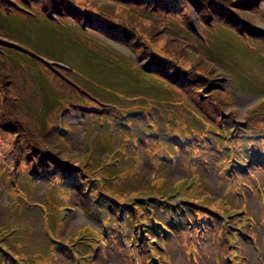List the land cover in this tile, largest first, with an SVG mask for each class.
Returning <instances> with one entry per match:
<instances>
[{"label":"rangeland","instance_id":"rangeland-1","mask_svg":"<svg viewBox=\"0 0 264 264\" xmlns=\"http://www.w3.org/2000/svg\"><path fill=\"white\" fill-rule=\"evenodd\" d=\"M200 2L207 3V16L199 12ZM55 3H59L56 7L60 15L56 19L59 26L73 24L100 42L101 50L109 52L107 55L82 46H67L71 50L69 53H57L67 63L65 67L71 66L82 74V79L73 74L64 77L42 64L46 73L59 78L55 82L58 88H67L69 79L79 81L92 94L116 103L114 92L126 96L142 93L155 107L161 101L165 105L163 111H172L175 121L164 127V120L156 116L154 107H150V112L156 114L154 120L159 128L147 125L143 134L138 132L135 136L124 137V142L129 145L125 151L128 155L122 158L123 161L121 159L122 163L120 161L124 173L121 172L117 184H122L123 192L128 187L138 191L124 197L123 192L119 195V190L115 189L113 193H117L118 202L114 204L98 195L101 190L93 183L98 174L79 169L84 155L86 159L92 156V166H97L109 147L104 133L113 131V127L100 129L92 122L75 118L66 133L51 129L41 134L45 139L61 135L57 140L63 142V149L55 142L39 141L28 152L27 148L21 150L20 163L1 151L0 172L10 174V165L15 161L17 171L26 180L21 188L19 179L11 183L10 196L15 198L24 194L29 198V205H37L36 210L24 208L26 212L3 211L2 205H10L12 199L6 197L4 182L0 181L2 234L7 229L4 225L12 223L19 236L16 247L9 243L12 236L2 239L6 245L3 251L0 250V257L6 260L2 262L17 264L8 262V256L17 253L28 257L23 258L22 264H162L161 258L166 264H264V23L261 19L264 0H0V7L8 13H19L23 9L27 16H49V8ZM64 13L70 22L62 18ZM88 17L99 22L108 35H114L113 39L86 28ZM5 21H1L0 26ZM217 27L222 33L233 32L236 38L227 35L229 33L224 34L223 39L219 38L222 44L216 56L210 55L207 47ZM50 32L40 23H31L23 31L22 39L29 47L35 46L39 53L45 52L42 42L48 37L51 39ZM117 36L127 43H121ZM118 56L131 62L130 70ZM146 63V72L155 76L143 80L132 74L133 67L142 70ZM58 68L64 73L67 71L62 66ZM118 74L121 78L114 77ZM244 77L254 80L250 88H245L247 82L241 80ZM134 78L138 84L135 87ZM115 83L123 84L117 89ZM2 94L0 91V117L5 115L8 119L13 116L10 112L16 110L15 106L5 110ZM223 96L227 97L226 102ZM166 97L169 100H165ZM92 104L89 99V105L93 107ZM171 106L175 109L169 110ZM228 107H233L230 117L225 114ZM33 120L37 125L41 120L45 122L47 117L45 119L39 111ZM235 125L246 128L245 133L234 137ZM216 127H223L225 132L232 129L229 132L232 147L228 150L225 148L229 137L214 136L222 142L220 145L211 144L204 138ZM162 129L175 134L176 140H168ZM0 131H5L7 136L3 140L0 138V145L6 141L8 145L22 147L23 143L24 146V139L21 143L17 126L11 121L6 123L0 119ZM156 132L160 134L158 140L154 136ZM188 137L196 139L190 148L180 146L182 142L178 144ZM216 148H223L222 154L215 152ZM166 152L172 153L173 159L167 161ZM209 153L213 155L207 156ZM230 154L238 160L250 156L245 163L241 161L234 169L228 167L226 170L228 174L234 170L240 183L218 176L220 166L217 164L227 161ZM56 156L63 162L55 161ZM8 163L9 170H6ZM105 165L108 167L107 163ZM225 166L224 163L222 168ZM70 167L75 171V174L72 172L75 181L71 180L70 190H60L59 184L68 185L65 174ZM127 176L131 177L128 179ZM163 182L161 189L151 190ZM178 184L180 188L175 190ZM245 185H249V189ZM148 194L152 201H134L132 197L143 199ZM91 196L99 200L100 205ZM60 197L62 202L58 201ZM186 199L198 201L204 210L193 208L199 211L195 215L187 209V218H180L177 230L166 240L163 241L161 232L153 235L147 232L154 221L166 222L167 212L158 216L155 214L158 209L155 212L150 209L148 216L142 219L148 223L147 227L140 226L139 229L128 214L124 215L123 231L118 230L122 235L116 236V243L121 247L117 249L114 238L108 244L102 243L103 247L96 253L99 227L103 223L115 225L109 214L110 207L113 215L116 210L125 209L124 206L134 209V205L144 211L157 205L185 209L182 201ZM62 205L67 207L61 211ZM54 213L56 215L51 218ZM60 214L61 220L56 226L54 221ZM118 231H113L114 235H119ZM52 237L55 243H48ZM128 250L132 258L126 254ZM256 253L257 260L254 258Z\"/></svg>","mask_w":264,"mask_h":264},{"label":"trees","instance_id":"trees-1","mask_svg":"<svg viewBox=\"0 0 264 264\" xmlns=\"http://www.w3.org/2000/svg\"><path fill=\"white\" fill-rule=\"evenodd\" d=\"M202 4L201 9H199V12H202L204 15H208L209 9L207 7V3L200 2ZM57 4L55 3L53 8H49L50 15L49 16H43L42 14H29L31 16H27L24 13V10L22 9L19 13H8L6 11H3L0 7V22L5 21V23L0 26V91L2 94V101L4 102V108L6 111H8L9 106L12 110L13 106H15V110H12L10 114H12V117H7L5 115H1L0 119L6 120V123L8 121H11L15 126H17V135L20 136V141L22 143V140L24 139V146L22 143V147L16 146L14 144L8 145L6 144V141H3L4 143L0 145V152L4 151L10 158L14 157L16 160H18V163L21 162V159L18 158L21 154V150H24L27 148V152L31 150L32 145H38L39 141H42V143H52L55 142L58 148L63 149L64 144L62 141H58L57 139L61 135H56L54 138L45 139L41 137V134H45L48 130L51 129H57L60 132L66 133L67 129L70 128L69 124L75 118H81L83 121L92 122L96 125V127L103 129L108 127H113V131L104 133V136L107 138L106 141L109 143V149L103 153V156L101 160L98 161L97 166H92V156H89L86 159V156L82 158V164L79 169L81 171H85L88 174H98L96 177L94 176V184L96 185V188L101 190V193H98V195H101L102 197L110 200L111 202H118L117 193H113L115 189L119 190V195L123 188L122 184H117L119 177L121 175V166L124 157H127L125 154V151L127 150V146L123 143L124 137H127L129 135L135 136L136 133H144L145 128L147 125L149 126V121L152 117V113L150 112V107H154L157 112V116H161V114L164 112L165 105L159 101L157 102L158 106L155 107L153 102L150 99H147L146 96H144L142 93H137L135 95L126 96L121 95L116 92H114V95L116 96V102L106 101L102 99L101 97L92 94L86 87H84L80 82H76L75 80H68L67 88L60 89L55 84L56 81L59 80L58 77L52 74H48L44 71L42 64L48 65L49 69L52 71L54 69L55 74L62 75V76H71L73 75H79L82 79V74L78 72L77 69L66 66V72L60 68L59 66H63L64 64H67L63 61L60 55H56L57 53H69L71 50L67 48V46H82L87 49H91V51H100L101 53L105 52L107 55H109L108 50H101L100 42L96 41L91 36H87L82 30L74 26L73 24H67L59 26V23L56 21L57 17H60L58 14L56 7ZM67 7V6H65ZM179 7V6H175ZM177 11H180V8H176ZM263 15L261 19L264 23V10L262 11ZM70 16L73 18L72 11L70 12ZM63 19L70 22V19L66 16V13L62 16ZM71 18V19H72ZM31 23H40L47 28L51 30L49 33L50 38L46 39L42 42V46H45V52H38L36 47H29L24 40L22 39V33L27 28V26ZM264 26V24H263ZM86 28L92 29L93 31L103 35L104 37H107V39H113L112 36L114 35H108L104 29L102 28V25L99 22L93 21L92 18H86ZM16 29V30H13ZM217 31L212 34L213 40L212 42H209V46L207 47L208 53L210 55H219L221 44L219 42V38L223 39V35L227 34L230 36H233L236 38L233 32L226 31L225 33H222V30L219 29V27L216 28ZM117 39L122 40L117 36ZM124 41V40H122ZM126 42V41H125ZM103 49V47H102ZM103 51V52H102ZM65 54V53H64ZM104 54V53H103ZM116 57V56H115ZM117 58L123 60L126 62V68L128 70L130 66V61L124 59L121 56H118ZM45 59V60H44ZM226 62L224 63L226 65ZM124 65V63H121ZM65 66V65H64ZM159 67V66H157ZM156 70V69H155ZM147 63L144 65L142 71L138 67H133L132 74L136 76L137 78L147 80V77H153L155 75H152L153 73H147ZM149 75V76H147ZM130 76H132L130 74ZM167 76V75H165ZM116 78H121V75L114 76ZM168 77V76H167ZM123 79V77H122ZM122 79H118V81H122ZM134 80L133 87L137 86L138 84ZM243 83L247 82V85L245 88H250L254 81L250 77H244L241 79ZM240 81V80H239ZM241 81V82H242ZM128 83H131L130 81H126ZM125 83V82H123ZM123 83H115L116 88H121V84ZM165 83V82H164ZM70 84L75 85L77 88L74 89ZM114 84V83H113ZM166 84V83H165ZM168 85V84H166ZM170 86V85H169ZM256 86V84H255ZM143 89H146V86L143 87ZM209 89V88H208ZM84 98L83 100L80 99V97ZM70 94H73L74 97H72ZM224 97V102H226V96ZM89 99L93 101L94 104L93 108L89 105ZM165 100H169V98L166 97ZM98 103V104H97ZM179 104V103H178ZM175 107L171 106L169 110H174ZM41 111L45 119L47 117V120L39 121V123L36 125L34 124L33 117ZM225 114L230 117L233 111V107H228L227 110H225ZM166 113H171L169 116L174 114L172 111H166L164 112V125L166 118ZM159 114V115H158ZM238 117V113H236V118ZM169 122L171 124L175 121V114L168 118ZM193 128L194 126L188 122ZM150 127H155L153 124H150ZM157 128V125H156ZM158 129V128H157ZM234 130L237 132H243L244 128L239 127L237 128L236 125L234 126ZM5 131H0V138L1 140L5 139L7 136L3 133ZM164 133V132H163ZM7 134V133H6ZM173 136H176L174 134L169 135L168 137L174 140L175 138ZM219 137V138H227L225 132L223 129L216 127V129H212L209 135H204V138H206L208 141H212L213 144L218 143L219 145L222 143L221 141L216 140L213 137ZM187 139L184 138L183 142ZM190 142V140H188ZM185 143L189 144L190 146L192 143ZM90 146V145H89ZM215 152L221 153L223 152V148H216ZM24 154V152H23ZM137 154V153H136ZM213 155V154H206ZM121 161H119V159ZM227 157L222 158L225 160ZM221 159V160H222ZM55 161H61L57 156L55 157ZM87 161V163H86ZM63 162V161H61ZM227 161H223L221 163H226ZM16 162H12L10 165V170L12 171L10 174L8 173H0V181L3 183V189L7 193V198L12 199L11 204L6 206L2 205L3 211L9 212L11 210L14 211H24V208L27 209V207L30 210H33L37 208L36 204L29 205V198H27L24 194H18L17 197L13 198L10 196L11 194V183L16 179L20 180L19 187H24L25 185V177L17 171L16 169ZM105 163H107L109 166L106 167ZM219 163V166L221 165ZM101 165H104L105 168H99ZM8 165L5 167L6 170H9ZM68 173L65 174V183L69 184L71 183V180L74 179L75 171L70 167L66 169ZM100 170V174L98 173ZM224 171V169L222 170ZM124 173V172H122ZM25 176V175H24ZM131 176H127L129 179ZM4 180V181H2ZM192 180V179H189ZM164 182L161 185H158L154 188V186L151 188H162ZM230 185V183H229ZM20 187V188H21ZM180 188L179 184L176 186ZM107 190V191H106ZM103 191V192H102ZM105 191V192H104ZM137 190H132L131 188H126V190L123 192V195L127 193L133 195V193L137 192ZM187 191V190H186ZM2 193V192H1ZM28 193V192H27ZM105 193V194H104ZM134 197V201H139V197ZM151 195H146L145 198H147L149 201H152L150 198ZM143 198V199H145ZM196 200L197 197H194ZM142 199V200H143ZM185 202V203H184ZM198 201H192V199L184 200L182 201V204L184 203L185 209H177L180 212H176V209L174 206H171L169 208L168 206L163 205H157V207H162L165 212H167V216L165 219H169L171 217H175V225L172 227V231H175L178 227V223L181 217H186V214L189 210L187 209H193L195 207L199 211H203L202 204H198ZM37 203V202H35ZM66 206V205H62ZM14 208V209H12ZM140 209L139 207H135ZM25 209V210H26ZM143 210V209H141ZM196 212H199V211ZM26 212V211H24ZM31 214V213H30ZM29 214V216H30ZM42 214V213H40ZM140 213H138L139 215ZM194 214V213H193ZM56 214H51V218L55 216ZM196 215V213H195ZM202 215V214H200ZM61 218H57L54 221V225H58L60 223ZM6 231L2 234V229L0 227V249H4L6 245L3 244L5 240V237L12 236V240L9 241V243H12L14 247L18 245V241H16V238L18 236V232H15L14 230L17 229V227L14 226V224H5ZM45 226V224H44ZM43 226V227H44ZM117 227H121L120 225H117ZM50 229V227H49ZM47 230V229H45ZM56 238H60L57 234H53ZM2 237V238H1ZM111 238V236L109 237ZM48 243H55V241L52 239H49ZM20 241V240H19ZM21 242V241H20ZM19 242V243H20ZM23 258H28L22 254L14 253V256H9L8 262H16L17 264H22Z\"/></svg>","mask_w":264,"mask_h":264}]
</instances>
